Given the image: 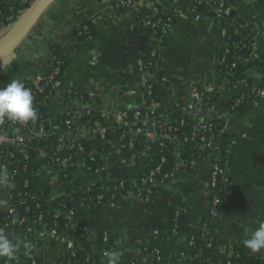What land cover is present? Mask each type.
Listing matches in <instances>:
<instances>
[{"label":"crops","instance_id":"0c3cea01","mask_svg":"<svg viewBox=\"0 0 264 264\" xmlns=\"http://www.w3.org/2000/svg\"><path fill=\"white\" fill-rule=\"evenodd\" d=\"M117 1L53 0L8 62L0 67V86L13 79L23 82L46 70L54 59V46H59L69 66L62 76L63 88L52 99L38 103L42 116L54 120L65 115L71 90L79 95L83 105L94 108L100 116L114 119L123 109L155 106L164 122L173 124L177 121L176 112L185 111L195 84H215L225 101L232 96V88L219 70L227 33H256L258 22L261 31L253 41V53L254 57L264 59V0H232L236 14L226 24L207 14L197 18L193 5L196 0H160L161 9L173 16L174 23L162 39L159 63L152 69L155 93L150 99L144 92L145 83L137 72L136 60L148 53L153 45L152 35L140 28L136 8L119 9ZM28 5L24 0H7V7H13L14 11L0 21V38ZM83 24L90 27L91 33L78 39L75 32ZM246 74L255 81V86L261 85L263 73L259 66L249 64ZM204 116L223 123L234 159V164L224 171L222 209L217 211L212 205L209 186L216 155L206 153L203 158L193 160L194 171L185 170L170 184L158 186L149 201L131 194L113 204L80 203L69 218L73 226L82 227V235L75 238L80 249L104 246L100 236L107 234L111 240L107 246L116 258L109 264H145L149 256L143 247L155 233L168 234L174 210L183 212L188 226L213 238L223 255L236 245H244L243 241L264 222V96L254 100L244 114L218 104L207 106ZM5 122L6 118L0 119V128ZM112 144V149L100 154L94 168L89 169L83 163L72 169L66 180L61 179L62 169L45 166V152L36 153L40 176L52 183L49 210L60 212L57 200L69 186L117 185L125 179L134 184L139 180L153 154L125 148L119 141ZM91 152L98 153V148L94 146ZM11 206L8 188L0 186V229L19 242L13 259L0 257V260L35 256L43 264H55L67 255L58 233L46 228L29 231L18 222L7 223ZM25 243L31 244V255H25ZM246 249L249 255H257ZM177 253L178 239L170 237L162 264H178L174 262Z\"/></svg>","mask_w":264,"mask_h":264},{"label":"trees","instance_id":"16d2710c","mask_svg":"<svg viewBox=\"0 0 264 264\" xmlns=\"http://www.w3.org/2000/svg\"><path fill=\"white\" fill-rule=\"evenodd\" d=\"M203 2L204 0L202 2L196 0L193 5L199 10L206 9L207 5ZM158 5L161 8L160 2ZM29 6L30 4L28 7ZM11 8L13 12L14 8ZM151 14L152 7L142 6L140 7L138 19L145 16L149 17ZM235 14L236 11L233 9L230 16L224 19L223 22L225 24L231 22ZM159 16L166 18L162 14ZM2 20H5V18H0V21ZM86 26L89 27L87 24H83L75 32L76 38L82 39L90 35V27L88 31H85ZM140 28L149 33L154 32L151 26L143 27L140 25ZM155 31L160 32V27H156ZM257 35L258 33L253 31L245 32L242 35L227 34L226 45L221 54V65L219 70L225 75L232 88V96L225 101V98L219 92L210 93L206 99V106L226 104L234 112L244 114L247 107L254 100L260 98L257 94V89H254L255 81L246 74V69L249 64L259 66L263 73V81L261 82L260 88H264V59L261 56L254 57L253 53V41ZM159 44L160 46L163 45V41ZM53 49L54 52L62 58L63 70L65 71L69 66L66 55L61 51L59 46H54ZM74 96L78 100L80 99L79 95L74 94ZM38 101L40 102V99ZM141 110L142 112H146L145 109ZM184 112L183 110L176 112L177 121L175 123L167 124L163 120V122L157 126V140L150 144L151 149L147 151L153 154L152 161L147 166L146 172L140 176L138 182H140L143 177L149 176L153 169L161 165L160 172H156L154 177L155 187L152 189L153 197L156 194L158 186L170 184L185 170L190 172L194 171L196 168L192 163L194 159L203 158L206 153L215 154L216 159L214 163L219 167V177L217 185L210 188V190L211 203L215 195L220 199L218 205L214 206L215 209L219 211L224 204V171L227 167L234 164L233 156L230 153L228 138L224 132L223 123L218 119H213L207 127L210 130L200 129L195 131V121L188 116H184ZM67 117V115H62L54 120L47 121V129L49 132H55L60 127L67 129L65 127V120ZM84 120L90 122L99 121L102 125L111 127L106 135V140H101L99 136H96L92 140L81 142L85 147L83 161L87 166L94 168L100 159V154L112 149V141H119V143L125 142V139H120L123 128L118 122L113 121L112 116L107 117L93 114L87 118L77 120V123L79 124ZM194 132L196 134L194 138L191 139ZM204 135L208 138H210L211 135L214 136L212 144L208 148L202 146V136ZM53 141L54 137L51 136L49 142ZM182 142L185 143L184 152L179 151V145ZM148 143L149 142L143 136H140L135 142V149L146 151L145 146ZM94 146L98 148V153L95 155V160H92L90 153ZM19 153L21 162L7 165L8 173L15 172L14 178L11 181L14 187L8 188V191L12 195V202L16 206L19 217L30 221L32 231L46 228L55 230L59 235L67 233L74 238L79 237L83 232L82 227L73 226L65 218L70 214V209L76 208L82 202L95 201L97 205H101L97 200V197L100 195L102 196V202L112 203L127 198L128 191L137 192L133 184L127 179L121 180L117 185L97 183L89 187L69 186L66 193L57 200V205L61 210L63 209L65 213V216L59 215L58 212L49 210L48 202L52 192V183L50 180L43 179L40 176V166L35 162L34 148L32 146L22 148ZM78 153L79 152L76 150H73L66 151L64 154L73 155V157H75ZM26 155L28 156L27 158ZM162 158L165 159L164 162H162ZM52 165L54 169H60L55 161L52 162ZM75 165L76 159L73 158L69 164V168L61 172L60 176L62 180L67 179L68 173ZM122 181L124 184L120 186ZM150 186L151 184L148 183L144 186V189ZM22 201H24V203H22ZM11 221V219L7 218V223H11ZM169 224L168 234L163 232L154 234L149 243L143 247V251L149 255L152 254L155 249H159L164 257L169 238L173 237L178 239V253L174 258V262L178 264H257L259 262L260 264H264V249L257 252L256 256H251L248 254L244 245H236L231 251L227 250L223 255L221 250L217 247L216 241L206 232H199L188 226L186 217L182 211L174 210L170 215ZM174 229H176V232H173ZM100 240L104 246H87L84 249H80L77 246L74 248L73 254L60 258L55 264H92L97 260L100 261L101 264H109L115 261L116 258L112 254L113 250L107 246L111 243L110 237H108V240L105 242L104 234H101ZM190 253H192V258H189ZM0 264L4 263L0 260ZM17 264L43 263L39 258L29 256L24 260H20ZM145 264H162V262L158 261L152 255Z\"/></svg>","mask_w":264,"mask_h":264},{"label":"built area","instance_id":"2783aa9c","mask_svg":"<svg viewBox=\"0 0 264 264\" xmlns=\"http://www.w3.org/2000/svg\"><path fill=\"white\" fill-rule=\"evenodd\" d=\"M33 1L34 0H24L26 4H31ZM199 1L202 2L203 0ZM159 2L160 0H118L115 3L116 7L119 9L136 8L138 10V14H140V7H152V14L149 17L145 16L141 19H138V22L143 27L151 26L154 29V32L151 33L153 45L150 47L147 54L139 56L136 60L137 72L145 83L144 92L150 99L154 98L155 93V82L152 77V69L159 63V43L163 41V37L168 33L169 29L174 23L173 16L164 13L158 5ZM203 3L207 5L206 9L199 10L196 6H194V10L197 13V18H200L202 14H207L215 20L223 22L224 19L230 16L231 11L234 9L231 0H204ZM161 14L166 18L159 16ZM8 15H11V8L7 7V0H0V18H7ZM156 27H160V32L155 31ZM255 27L256 33H259L261 31V27L258 22H256ZM88 30L89 27L86 26L85 31ZM63 69V60L55 53L51 65L48 66L46 70L38 72L33 77L22 82L25 87L31 91L33 96V107L38 112L37 118L24 123L11 121L6 118V122L0 128V167L7 168V165L9 164L21 162L19 151L22 148H28L32 146L34 148L35 162L36 153L38 151H43L47 157L45 164L47 168L54 169V167H52V162L55 161L59 168L62 169V171H65L69 168L71 160L75 158L76 165L72 168L75 169L77 166L84 163L83 154L85 152V147L81 144L82 141L89 140V138L93 139L96 136H99L101 140H106L108 130L111 129L110 126L102 125L99 121L90 122L88 120H84L79 124L77 123V120L87 118L95 114L96 110L83 105L80 102L81 99L78 100L75 98V93L71 90L68 92V111L65 114L68 116L65 120V127L67 129L60 127L55 132H49L47 129V121H49V119L39 114L37 109L39 103L38 100L40 99V102L50 100L55 97L56 94L63 88ZM254 89H257V94L259 97L264 96V88H260V86H254ZM215 92H218V87L213 83H209L204 86L195 84L191 87L184 116H188L190 119L195 121V131L200 129L210 130L207 127L210 125V122L213 119L207 120V118L204 116V111L207 108V97L210 93ZM145 110L146 112H142L141 109H123L113 119V121L118 122V124H120L123 128L120 137L121 140L125 139L124 143H120L123 147L135 149V142L137 138L143 136L149 142L145 146L146 151H149L151 149L150 144L157 140L156 129L157 126L163 122V119L157 113L155 106H148ZM195 134L196 133L194 132V135L191 137V139L194 138ZM51 136L54 137L53 142H49V138ZM213 137V135H211L210 138L206 137V135L202 136V146L204 148L211 146ZM180 148H185L184 142L180 143L179 149ZM73 150L79 152L75 157H73V155L64 154L66 151ZM95 155L96 154L93 152L90 153L92 160H95ZM27 157L28 156L26 155V158ZM164 161L165 159L162 158V162ZM87 167L92 169L90 166ZM160 170L161 165L153 169L149 176L143 177L140 182L137 181L134 184L132 183L134 189H136L137 192L128 191V196H131V194H136L144 200L149 201L152 198V189L155 187V174L156 172H160ZM39 173H41V169L39 170ZM14 175L15 172L9 173L10 183L14 178ZM218 177L219 167L213 163L210 171V188L217 185ZM148 183H150L151 186L144 189V186ZM123 184L124 182L122 181L120 186H123ZM9 196L12 206L7 213V218L11 219L13 222H18L25 225L29 231H32L30 221L19 217L16 206L12 202V195L10 193ZM97 200L100 204L106 203L101 201V195L97 197ZM219 202L220 199L217 195H215L212 202L213 206H217ZM22 203H24V201H22ZM113 203L114 202H112V204ZM73 213L74 209H70V214L65 217L68 222ZM58 214L65 216L63 209H60ZM52 231L56 232L55 230ZM173 232H176V229H174ZM61 237L63 238V242L68 251L67 255L65 256L67 257L73 254V250L77 247V244L75 242V238L67 233L61 235ZM107 240L108 235L104 234V241L106 242ZM152 255L160 262H162V259L164 258L159 249H155L152 254H149V259L152 257ZM1 261L4 264H17L20 260Z\"/></svg>","mask_w":264,"mask_h":264},{"label":"clouds","instance_id":"9594fccd","mask_svg":"<svg viewBox=\"0 0 264 264\" xmlns=\"http://www.w3.org/2000/svg\"><path fill=\"white\" fill-rule=\"evenodd\" d=\"M16 121L19 123L28 122L37 118V111L33 107V96L31 91L19 80H11L4 86H0V119ZM0 186L14 187L10 183L9 173L6 167H0ZM244 246L252 252H259L264 249V222L251 233L250 238L243 241ZM25 255H31V244H23ZM19 250V242L9 238L0 229V257L13 259Z\"/></svg>","mask_w":264,"mask_h":264},{"label":"water","instance_id":"95a60500","mask_svg":"<svg viewBox=\"0 0 264 264\" xmlns=\"http://www.w3.org/2000/svg\"><path fill=\"white\" fill-rule=\"evenodd\" d=\"M52 1L34 0L8 32L0 38V65L6 63Z\"/></svg>","mask_w":264,"mask_h":264},{"label":"rangeland","instance_id":"374dc122","mask_svg":"<svg viewBox=\"0 0 264 264\" xmlns=\"http://www.w3.org/2000/svg\"><path fill=\"white\" fill-rule=\"evenodd\" d=\"M9 58H10V57H9ZM9 58H8V59H9ZM8 59L6 60V62H8ZM4 64H5V63H4ZM4 64L0 65V67L3 66Z\"/></svg>","mask_w":264,"mask_h":264}]
</instances>
